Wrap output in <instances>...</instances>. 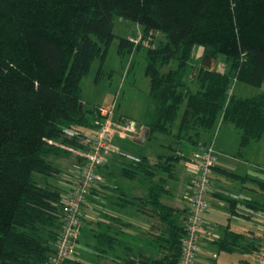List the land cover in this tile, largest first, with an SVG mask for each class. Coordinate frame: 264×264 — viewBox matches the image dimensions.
I'll return each instance as SVG.
<instances>
[{"label":"trees","instance_id":"1","mask_svg":"<svg viewBox=\"0 0 264 264\" xmlns=\"http://www.w3.org/2000/svg\"><path fill=\"white\" fill-rule=\"evenodd\" d=\"M117 17L140 24L145 40L162 37L146 48L153 107L146 146L168 152L153 148V157L141 154L119 170L120 177L147 184L137 203L117 183L116 198L107 195L113 205L137 204L159 219L144 242L157 256L141 249L138 264L179 262L189 207L181 215L161 202L160 175L174 176L176 163L187 157L181 146L212 145L219 120L240 135L241 149L264 135V90L251 97L232 93L234 81L263 85L264 0H0V264H46L53 255L66 195L47 180L60 174L49 158L84 148L99 106L85 110L81 80L93 60L104 62ZM141 45L120 38L119 51ZM196 46L211 59L224 56L228 69L198 64L189 75ZM77 156L81 166L84 158ZM100 215L105 220L96 223L102 230L93 233V252L106 258L118 246L127 249L119 237L125 234L111 223L129 224L106 211ZM132 253L127 249L112 264L135 262Z\"/></svg>","mask_w":264,"mask_h":264},{"label":"crops","instance_id":"2","mask_svg":"<svg viewBox=\"0 0 264 264\" xmlns=\"http://www.w3.org/2000/svg\"><path fill=\"white\" fill-rule=\"evenodd\" d=\"M139 32L142 33L143 28ZM211 61L213 62L210 67L215 68V59ZM191 86L194 91L198 89L195 82ZM220 123L221 120H219L217 129L210 141L216 152V161L211 173L213 186L208 195L209 208L204 214L206 231L200 242L202 248L199 247L195 264H197V260L201 255L206 256L213 264H219L222 257L227 264H232L234 261L237 262V257H239L241 263L254 264L264 234V174L260 172L264 171V149L260 150L259 147V145H262L261 147L264 146V135L258 141H253L241 149L240 135L228 127H222ZM144 128L141 129L143 130ZM222 130L226 132H222ZM135 138L136 136L132 140ZM132 143L135 142L132 141ZM187 145L189 146L187 150L190 152L188 155L184 151ZM137 146L142 147L143 145L137 144ZM145 147L146 145L143 148L145 149ZM182 149L184 155L187 156L184 158L186 161L184 167H178L179 161L175 165L173 177H169L165 173L160 175L165 180H162L161 183L164 184L166 189V193L161 196L160 200L164 205L178 209L182 212L181 215H184V212L189 207L188 196L193 190L197 175L193 156L198 151V147L184 144ZM144 151L139 153V155L147 154L153 157L152 149L149 148ZM139 155L136 157L138 158ZM72 156L73 158L69 159L66 165L70 169L73 167L74 173H78L79 164H81L79 163L80 158L75 154ZM49 159L54 162L52 158ZM112 161L113 159L110 156L102 171L104 178L114 177L116 173V176L120 177L119 170L111 167L112 164H115ZM55 162L53 164L60 170L58 176L62 178L66 174L61 171ZM69 175L71 174L69 173ZM65 179V182L63 180L58 181L52 176L47 180L61 188L63 194L66 195L71 185V178H66L65 176ZM129 182L131 183L129 185V196L137 203L139 198L147 193L148 186L138 179H129ZM103 186H105L104 183L101 185V191L99 193L95 192L90 198L84 226H89L87 224L94 223L93 221L95 223L101 221L98 217L101 216L102 211H105L107 195H112V191H106ZM94 211H97L99 216L95 215ZM146 212L144 210L141 211L137 204L129 205V248L133 250V253L135 249L137 250L135 251L137 255L132 253L130 257L136 260L140 259L138 252L141 249L147 250L150 255L157 256V252L149 247L147 248L144 242L151 236L150 233L154 232L151 230L152 224L159 222V219ZM123 214L125 215V213ZM123 214L118 216L114 213L113 215L125 222ZM111 224L115 228L126 227L116 223ZM232 234H238V238L233 236L228 239L230 238L229 235ZM212 246L217 249V253L211 254L210 251H205ZM78 260L84 262V260Z\"/></svg>","mask_w":264,"mask_h":264},{"label":"rangeland","instance_id":"3","mask_svg":"<svg viewBox=\"0 0 264 264\" xmlns=\"http://www.w3.org/2000/svg\"><path fill=\"white\" fill-rule=\"evenodd\" d=\"M141 29L142 26L138 23L129 22L119 17L115 18L114 32L116 36L108 48L104 62L102 63L99 58L93 60L88 72L83 76L81 80L82 98H83V103L85 104V110L87 111L89 109H93L94 107L105 104H111L114 102L116 104V112L118 115L126 117L127 119H132L137 122L139 130L134 135V137L136 136V138H139L142 135L144 129L146 128V127L144 128V125L146 124V121L149 117V111L150 110L152 111L153 108L149 96L150 80L146 75L147 49L150 47H156V45H159V42L162 40L161 36H155V38L153 39L150 40L147 39L148 45L146 43H142L141 49L135 48L131 53L129 52L121 53L119 51L120 38L133 39L139 35L140 33L139 31H141ZM205 56H206L205 51L202 46H196L193 49L192 58L190 61L191 71H189L190 72L189 75H191L192 71L195 70L197 71L195 65L196 64L202 65V61ZM214 63H215V69H218L220 71H224V70L226 71L228 69V63L224 56L220 55L217 59H215ZM168 66L163 67V71H166ZM100 69L101 72H99ZM262 90H264V82L262 87L260 88L250 86L238 81H234L232 85V93L240 97H251L256 95ZM141 128L144 129L142 130ZM222 132H226V131L222 130ZM148 137L142 147L132 143L133 140L130 137L127 139L117 140L114 145V152L111 154V159H113L116 165L112 164L111 167L115 168L116 170H120L123 165L126 166L127 163L133 160L132 158H129V156L136 157L139 155V153L143 152V150L145 151L148 150L149 149L148 146H146L145 149L143 148L147 143ZM261 146L262 145H259L260 150H263L264 146L263 147ZM151 147L152 148L150 149H152V151H154L153 150L154 148L159 152H168L163 147H158V145L155 143H153ZM185 147H186V150H184L185 154L188 155V153H190L189 150H187L189 146L187 145ZM62 148L65 147L62 146ZM200 148H198V150ZM70 151H72V148H70ZM72 155L73 153L63 156L50 157L54 160V162L56 161L55 164L61 169L62 172H65L66 174L62 178L59 177L58 175H54L56 180L58 181L63 180L65 182L66 180L65 176L66 178L67 177L69 178L68 176L69 173L71 175L77 174L74 173V171L72 170L73 167L70 169L66 165V162L69 159L73 158ZM79 163H81L80 159H79ZM185 163L186 161L182 159L179 162L178 167L179 168L184 167ZM260 172L264 174V171H260ZM116 175L117 173L115 174L114 177H105V178L103 177L104 178L103 183L105 185L103 186V188L106 191H112V195L110 194L109 195L115 196V198L116 195L118 194L117 190L115 189L116 186L115 182L117 184L119 183L118 185H120V187H122L125 190V192H127L128 194H129V185L131 184L129 182V179L117 177ZM127 197L129 198V196ZM109 198H107V202H106L107 205L105 206L104 210L109 214L115 213L118 216L125 213V215L123 214L124 216L123 220L129 223V208L126 209L119 207L117 205H113L110 203ZM115 198H113V200ZM94 212L95 215L98 213L97 211ZM98 218L102 219V216H99ZM102 220H105V218H103ZM93 222L94 223H88L87 225L89 226L82 227L81 235H79L80 242L76 246V254L74 256V259L78 258L84 260L86 264H112L113 259L120 260L121 258H123L126 254V250L129 249V227L128 226L123 227L124 229L121 227H116L122 230V232L125 234L119 237L123 241V245L127 246V249L124 248L123 246H118L116 250L114 249V251L111 252L109 251L107 253L108 257L99 258L97 256L94 257L93 246L96 244V241L93 236V233L101 228H99L96 225L95 221ZM199 247L202 248L201 245ZM135 251L137 250L135 249ZM135 251L133 254L137 253V252L135 253ZM205 251L208 252L210 251L211 254L217 253V249L213 246L209 250H205ZM237 259H238L237 262L234 261V263L232 262V264H244L239 261V257H237ZM197 264H213V262L207 259L206 256L201 255L197 260ZM219 264H227V263L222 257Z\"/></svg>","mask_w":264,"mask_h":264},{"label":"built area","instance_id":"4","mask_svg":"<svg viewBox=\"0 0 264 264\" xmlns=\"http://www.w3.org/2000/svg\"><path fill=\"white\" fill-rule=\"evenodd\" d=\"M132 40L135 44L148 45L141 34ZM194 74L196 75L195 71L192 75ZM138 130L136 121L117 114L114 102L98 107L94 125L84 138V148L74 150L84 161L76 175H69L71 185L64 200L61 233L55 242L53 255L46 264H65L74 259L79 230L85 220L90 198L101 189L104 181L102 171L114 152L115 142L133 138ZM66 134L74 136L72 131H66ZM215 153L213 145H208L201 147L193 156L197 175L193 190L188 196L189 211L184 222L185 234L178 264L196 263L200 242L206 231L204 214L209 207L207 196L212 187L211 173L216 161ZM129 158L138 160L136 157ZM138 263L136 260L130 264ZM254 264H264V234Z\"/></svg>","mask_w":264,"mask_h":264},{"label":"water","instance_id":"5","mask_svg":"<svg viewBox=\"0 0 264 264\" xmlns=\"http://www.w3.org/2000/svg\"><path fill=\"white\" fill-rule=\"evenodd\" d=\"M211 63H212L211 58L209 56H205L203 61H202V65L210 67ZM82 107H83V103L80 104V108H82ZM148 135H149V128H145L142 135L139 138H135L133 141L136 144L143 145L145 143Z\"/></svg>","mask_w":264,"mask_h":264}]
</instances>
